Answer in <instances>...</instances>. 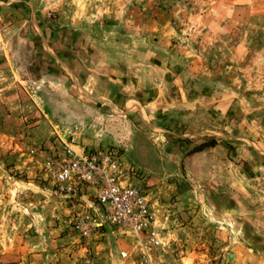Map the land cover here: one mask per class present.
I'll use <instances>...</instances> for the list:
<instances>
[{"label":"rangeland","instance_id":"374dc122","mask_svg":"<svg viewBox=\"0 0 264 264\" xmlns=\"http://www.w3.org/2000/svg\"><path fill=\"white\" fill-rule=\"evenodd\" d=\"M88 6L114 17L76 14L87 32L68 34ZM106 57L140 90L95 100L86 69ZM182 87L207 108L196 124ZM156 95L171 106L145 108ZM63 142L132 166L154 223L81 237L76 212L99 208L43 173ZM0 264H264V0H0Z\"/></svg>","mask_w":264,"mask_h":264},{"label":"built area","instance_id":"2783aa9c","mask_svg":"<svg viewBox=\"0 0 264 264\" xmlns=\"http://www.w3.org/2000/svg\"><path fill=\"white\" fill-rule=\"evenodd\" d=\"M43 173L60 196L82 198L87 194L99 208L100 217L89 211L76 212L73 223L83 238L106 223L136 233L154 223L146 198L132 182L134 168L113 150H87L63 142L59 154L44 160ZM150 236L157 243V231Z\"/></svg>","mask_w":264,"mask_h":264},{"label":"crops","instance_id":"0c3cea01","mask_svg":"<svg viewBox=\"0 0 264 264\" xmlns=\"http://www.w3.org/2000/svg\"><path fill=\"white\" fill-rule=\"evenodd\" d=\"M92 4V3H90ZM90 6V5H89ZM88 8L84 11V10H80L79 12H71L70 16L68 17V20L66 22L67 28L69 29L68 34L70 33V31H76L79 30L77 28V26L79 25L80 27H83L82 29L79 30L82 31L83 33L86 34L87 32V24L80 22L81 24H79V21L76 20V14L80 15L81 17H84L83 20H85L86 22H96L97 20L99 21V24L101 22H103V19H107L108 17H114V15L112 14L113 10L109 8V10H107L106 12L108 14H104V9L97 6V8L92 9V5L91 8ZM110 11V12H109ZM118 13V12H115ZM113 15V16H112ZM119 16L121 14H118ZM94 17L95 20H92L91 18ZM82 20V21H83ZM84 39L82 41H78L77 43H79V45H77V48H79V46L82 48V45H86L89 46V43H93L92 46L98 49H102V47L104 48V44L100 41V40H86L85 36L83 35ZM73 43H71L70 47H75L72 45ZM87 61V59H86ZM84 63V61L82 62ZM86 63V62H85ZM117 66V63L114 62V59L112 57H106V60L104 62H99V61H95L94 66H92L91 68H87L86 69V77H84V81H83V86L87 89L86 85H88L87 83L90 82L92 85L91 88L87 89L89 91V93L94 94L95 97H99V98H95V100L98 101V99H106L107 97L112 96V93H114V89L117 88V85H119V87L122 86V91H126L124 88H127V90L129 89L130 85H132V91H139L140 87L137 86L136 80H134L132 77L134 76V72H133V76H129L128 78V74H121V77L125 78L121 79L119 77V73L118 71L115 69ZM78 68V66H77ZM76 65L75 68L71 67L74 76L77 78H81V73L84 71L83 70H76ZM256 69V67L254 68ZM159 70V69H158ZM71 71V70H70ZM160 71H162V67L160 69ZM161 75V72H160ZM127 77V78H126ZM159 79L161 80V82L163 81V78H161V76L159 77ZM82 80V78L80 79ZM162 83H160L161 85ZM162 87V85H161ZM161 87L158 86L159 90H162ZM149 89V88H148ZM181 91V95L180 97H178V99L176 100V103L183 105L187 110L186 111H180L181 108H177V106H175V113H180L181 117H179V119H188L190 122L189 123H193L196 124L198 123V120L203 118L204 114H208L206 113V107L204 105H202V103L204 101H202L203 98H199L198 96L194 97L195 95H192V91L190 92V90L185 87H182V89L180 88ZM161 95V94H160ZM160 95H156L157 98L154 99V101H149L148 102V106H145V108H151L152 105H156L157 101L159 104V107H165V104H168L169 106H171L169 101H166V98L164 97V102L159 99L158 97H160ZM129 98H131L130 100H134L132 99L133 95L128 94ZM159 99V100H158ZM100 102V101H98ZM156 102V103H155ZM139 103V102H136ZM161 103V105H160ZM175 104V103H174ZM173 104V105H174ZM201 107H203V109H205L204 111H202ZM187 120V121H188ZM219 146L216 145L215 147H213V150H216Z\"/></svg>","mask_w":264,"mask_h":264},{"label":"trees","instance_id":"16d2710c","mask_svg":"<svg viewBox=\"0 0 264 264\" xmlns=\"http://www.w3.org/2000/svg\"><path fill=\"white\" fill-rule=\"evenodd\" d=\"M215 145V143L213 141L210 142H203L201 144H198L193 150L192 152H200L202 150H204L205 148L208 147H213Z\"/></svg>","mask_w":264,"mask_h":264}]
</instances>
